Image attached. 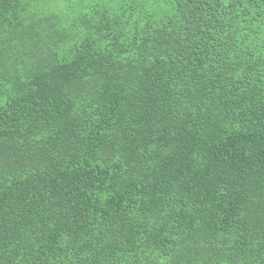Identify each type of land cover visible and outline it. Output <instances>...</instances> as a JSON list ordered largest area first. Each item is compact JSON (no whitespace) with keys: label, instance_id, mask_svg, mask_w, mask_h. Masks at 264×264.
Returning a JSON list of instances; mask_svg holds the SVG:
<instances>
[{"label":"trees","instance_id":"16d2710c","mask_svg":"<svg viewBox=\"0 0 264 264\" xmlns=\"http://www.w3.org/2000/svg\"><path fill=\"white\" fill-rule=\"evenodd\" d=\"M0 264H264V0H0Z\"/></svg>","mask_w":264,"mask_h":264}]
</instances>
